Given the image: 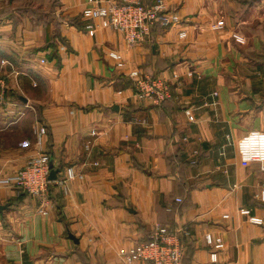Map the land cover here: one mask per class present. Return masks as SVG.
Listing matches in <instances>:
<instances>
[{
    "label": "crops",
    "instance_id": "obj_1",
    "mask_svg": "<svg viewBox=\"0 0 264 264\" xmlns=\"http://www.w3.org/2000/svg\"><path fill=\"white\" fill-rule=\"evenodd\" d=\"M165 2L181 23L129 48L87 17L89 0H0V180L38 153L41 127L61 168L48 215L0 182V264H117L157 224L188 227L184 264H264V166L238 152L264 132V0L245 12L238 0ZM134 70L171 97L138 100ZM25 129L31 141L4 149V133ZM69 167L79 176L63 186Z\"/></svg>",
    "mask_w": 264,
    "mask_h": 264
},
{
    "label": "built area",
    "instance_id": "obj_2",
    "mask_svg": "<svg viewBox=\"0 0 264 264\" xmlns=\"http://www.w3.org/2000/svg\"><path fill=\"white\" fill-rule=\"evenodd\" d=\"M90 7L87 10L89 19L100 20L106 27H111L120 31L125 36L129 47H134L143 43L149 38L156 27L164 29L175 27L182 19L175 11L168 8L165 0H155L150 4L147 0H123L100 3L98 0H89ZM225 26L224 21H219L216 28ZM94 26L92 23L86 25L90 30ZM186 32L180 33V38L187 37ZM234 37L239 42L243 39L237 35ZM114 60H120L116 53H110ZM46 63V59L41 60ZM134 80V96L138 100L150 101L156 105H161L171 97L166 80L160 77L142 75L140 72L131 73ZM193 119V116L190 117ZM37 154L30 157L26 165L11 177L3 178L1 183L10 184L17 188L19 193H26L36 196L42 200V207L39 213L48 215L47 205L49 204V179L51 173V158L45 152V138L47 129L39 128L37 131ZM238 152L243 166H249L252 157L264 153V132L251 131L238 142ZM245 160H251L245 163ZM66 175L60 180V184L65 186L69 180L77 178L78 173L74 168H68ZM64 189H66L64 187ZM182 202L181 198L177 199ZM188 227L172 228L170 225L157 224L148 241L137 242L127 250L120 252L121 261L117 264H183L185 255L184 237H189ZM207 242L212 243L210 236ZM216 253L212 254V260L217 261Z\"/></svg>",
    "mask_w": 264,
    "mask_h": 264
},
{
    "label": "rangeland",
    "instance_id": "obj_3",
    "mask_svg": "<svg viewBox=\"0 0 264 264\" xmlns=\"http://www.w3.org/2000/svg\"><path fill=\"white\" fill-rule=\"evenodd\" d=\"M225 8V10H227V11H229V8H228V5L227 6H225L224 7ZM159 27V26H158ZM85 28H86V26H85ZM123 36H124V34H122ZM124 40H125V36H124ZM126 41V40H125ZM127 43V42H126ZM128 45V44H127ZM139 45V44H138ZM138 45H136V46H138ZM136 46H134V47H136ZM129 47V46H128ZM134 47H129V48H134ZM110 53H116V52H110ZM110 53H109V57H110ZM116 54H118V53H116ZM119 55V54H118ZM120 56V59H121V55H119ZM110 59H112L111 57H110ZM112 60H114V59H112ZM114 61H118V60H114ZM134 71H137V72H140L139 70H134ZM134 71H132V72H134ZM131 72V73H132ZM131 73H130V75H129V77H130V79H131V88L133 89L134 88V80L131 78ZM140 74H142V75H145V74H143V73H141L140 72ZM150 76V75H149ZM151 77H154V76H151ZM134 91V90H133ZM27 138V139H26ZM2 139H3V141H2V144H3V147H4V149H6V150H9L10 148H12L11 146H13V147H15V145H17V141H18V139H22V141H27V140H29V141H31V138H30V134L28 133V129H25V132L23 133V134H20V135H18V136H14V135H9L8 133H4L3 134V137H2ZM25 143V142H24ZM45 152L49 155V152H47V150H46V147H45ZM50 158H51V155H50ZM51 161H52V159H51ZM69 168H72V167H69ZM51 171H52V167H51ZM51 181V180H50ZM51 182H53V181H51ZM20 194V193H19ZM27 196H30V195H28V194H26ZM42 207V204H41V206H40V208ZM178 227V226H177ZM185 238V237H184ZM185 249V248H184ZM185 256V255H184ZM183 264H184V259H183Z\"/></svg>",
    "mask_w": 264,
    "mask_h": 264
},
{
    "label": "water",
    "instance_id": "obj_4",
    "mask_svg": "<svg viewBox=\"0 0 264 264\" xmlns=\"http://www.w3.org/2000/svg\"><path fill=\"white\" fill-rule=\"evenodd\" d=\"M116 110H118L119 109V106H115L114 107ZM51 167H52V171H51V173H50V177H49V179L51 180V181H57L58 180V178H59V173L61 172V168H55L54 167V164L52 163V161H51ZM7 209H9V205L8 204H4V205H1L0 204V213H4L5 212V210H7ZM71 236V238L72 239H74L76 242H79L73 235H70Z\"/></svg>",
    "mask_w": 264,
    "mask_h": 264
},
{
    "label": "trees",
    "instance_id": "obj_5",
    "mask_svg": "<svg viewBox=\"0 0 264 264\" xmlns=\"http://www.w3.org/2000/svg\"><path fill=\"white\" fill-rule=\"evenodd\" d=\"M255 1V0H238L239 4L242 5L241 8H242V12H245V10L251 5V3ZM158 28H161V27H156L152 33H154ZM164 29V28H163ZM26 196V193H20L19 194V197L16 198L17 201H20L22 200L23 198H25ZM171 226V225H170ZM172 228H176L175 226H171ZM150 236V235H149ZM149 240V237L146 238L145 240L143 241H148Z\"/></svg>",
    "mask_w": 264,
    "mask_h": 264
},
{
    "label": "clouds",
    "instance_id": "obj_6",
    "mask_svg": "<svg viewBox=\"0 0 264 264\" xmlns=\"http://www.w3.org/2000/svg\"><path fill=\"white\" fill-rule=\"evenodd\" d=\"M251 160H255L261 163L262 166H264V153H260L254 157L251 158ZM251 160H245V163L251 162Z\"/></svg>",
    "mask_w": 264,
    "mask_h": 264
}]
</instances>
